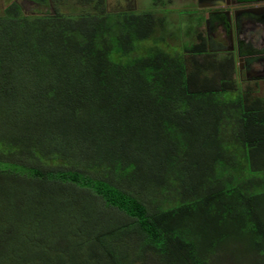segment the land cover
<instances>
[{
  "label": "trees",
  "instance_id": "16d2710c",
  "mask_svg": "<svg viewBox=\"0 0 264 264\" xmlns=\"http://www.w3.org/2000/svg\"><path fill=\"white\" fill-rule=\"evenodd\" d=\"M33 1L0 6V264H264L235 55L132 0Z\"/></svg>",
  "mask_w": 264,
  "mask_h": 264
},
{
  "label": "flooded vegetation",
  "instance_id": "af4514ba",
  "mask_svg": "<svg viewBox=\"0 0 264 264\" xmlns=\"http://www.w3.org/2000/svg\"><path fill=\"white\" fill-rule=\"evenodd\" d=\"M11 0H1L4 5ZM20 3V0H15ZM27 2L26 5L33 4L36 7L41 4L33 0H22ZM122 1V0H121ZM188 1V0H186ZM198 5V10L206 11L194 12L202 18V24L204 27V34L207 40L221 43L222 48L231 52L237 58V55H241L245 52H249L250 56L245 57L243 66L239 68L237 66V72L241 79L255 80L264 79V10H258L256 12H241L242 8H248L249 6H263L264 0H194ZM250 3H243V2ZM240 3V4H239ZM23 4V5H22ZM120 4V3H119ZM185 8H191L188 3ZM26 9V5L21 3ZM128 6V5H127ZM119 9V8H118ZM231 10V35L228 30L230 28L227 24V15L225 10ZM259 33L260 41L254 40L256 34ZM220 37V38H219ZM257 43L260 47H257ZM237 63V62H236Z\"/></svg>",
  "mask_w": 264,
  "mask_h": 264
},
{
  "label": "rangeland",
  "instance_id": "374dc122",
  "mask_svg": "<svg viewBox=\"0 0 264 264\" xmlns=\"http://www.w3.org/2000/svg\"><path fill=\"white\" fill-rule=\"evenodd\" d=\"M68 1H69V4H73V5L70 7L61 6V11L70 13V12H73L71 9H76L78 7L77 0H68ZM112 1L114 2V0H107L108 6L111 7L110 4L112 3ZM132 2L134 3L133 9H135L136 11H142V10L147 11V9L148 10L151 9L153 10L155 15H158V16L164 15L166 22L168 23L166 27L167 28L166 30H168V32L164 34L166 36L165 40H166V43H168L172 47H179V46L186 45L187 43L194 41L195 39L193 35L196 34V29L201 30L202 32L204 30V27L202 24L203 23L202 18L199 17L198 14H193V13L206 11V8H204V10H198L197 8L198 5L196 4L194 0H188V1L186 0H164L165 4H159V3L154 4L152 0H132ZM21 3H24L25 5L27 4V2L20 0V4ZM186 3H188V5H190L191 8L189 9L185 8V6L187 5ZM1 4L2 2L0 0V6ZM33 9L45 10L46 8L43 5L38 6V7H36L33 4L26 5V11H30ZM198 17L201 20L200 22H198V19H197ZM191 26L193 28L189 36L184 35L182 31H184L185 28H187V30L191 29ZM171 31L174 33L175 36L172 34ZM168 33L171 34V36ZM259 35L260 34L257 33L254 40L260 41L261 39ZM182 41L185 43H182ZM257 47H260L259 43H257ZM238 70H239V67H238ZM241 79H242L241 81L243 84L242 85L243 90L248 89L249 91H251L253 95H258L264 98V79L263 80H260V79L246 80V79H243V77H241Z\"/></svg>",
  "mask_w": 264,
  "mask_h": 264
},
{
  "label": "water",
  "instance_id": "95a60500",
  "mask_svg": "<svg viewBox=\"0 0 264 264\" xmlns=\"http://www.w3.org/2000/svg\"><path fill=\"white\" fill-rule=\"evenodd\" d=\"M246 3H250V2L246 1ZM258 10H262L263 11L264 7L261 6V5H259V6H249L248 8H242V10H240V11L241 12H243V11L256 12ZM225 13H228V15H227V24H228V27L230 28V30H228V32H230V35H231V23H230V21H231V17H230L231 10L230 9L225 10ZM240 56H241V53L238 54V58H237V62L240 63L239 68H241V58H240Z\"/></svg>",
  "mask_w": 264,
  "mask_h": 264
},
{
  "label": "clouds",
  "instance_id": "9594fccd",
  "mask_svg": "<svg viewBox=\"0 0 264 264\" xmlns=\"http://www.w3.org/2000/svg\"><path fill=\"white\" fill-rule=\"evenodd\" d=\"M237 58H238V55H237ZM237 58L235 57L236 62H237ZM240 58H241V66H243L244 61L246 60V58L244 56H242V55L240 56ZM236 65L239 67L240 63L237 62Z\"/></svg>",
  "mask_w": 264,
  "mask_h": 264
},
{
  "label": "crops",
  "instance_id": "0c3cea01",
  "mask_svg": "<svg viewBox=\"0 0 264 264\" xmlns=\"http://www.w3.org/2000/svg\"><path fill=\"white\" fill-rule=\"evenodd\" d=\"M243 3H246V2H243ZM239 4H240V3H239ZM242 56H244V57H249L250 54H249V52H245V53L242 54Z\"/></svg>",
  "mask_w": 264,
  "mask_h": 264
}]
</instances>
